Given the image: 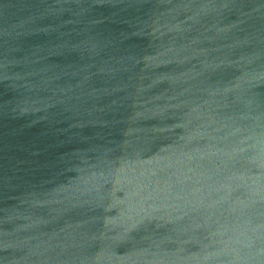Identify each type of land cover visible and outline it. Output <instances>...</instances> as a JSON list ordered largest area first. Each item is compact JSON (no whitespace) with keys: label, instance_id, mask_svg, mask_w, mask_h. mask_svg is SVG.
<instances>
[{"label":"water","instance_id":"obj_1","mask_svg":"<svg viewBox=\"0 0 264 264\" xmlns=\"http://www.w3.org/2000/svg\"><path fill=\"white\" fill-rule=\"evenodd\" d=\"M0 264H264V0H0Z\"/></svg>","mask_w":264,"mask_h":264}]
</instances>
